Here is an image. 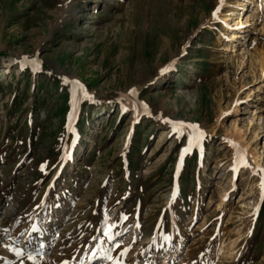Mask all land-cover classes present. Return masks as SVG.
<instances>
[{
  "label": "rangeland",
  "instance_id": "rangeland-1",
  "mask_svg": "<svg viewBox=\"0 0 264 264\" xmlns=\"http://www.w3.org/2000/svg\"><path fill=\"white\" fill-rule=\"evenodd\" d=\"M241 1L0 0V264H110L114 243L264 264V0ZM169 121L205 138L181 155Z\"/></svg>",
  "mask_w": 264,
  "mask_h": 264
},
{
  "label": "snow or ice",
  "instance_id": "snow-or-ice-1",
  "mask_svg": "<svg viewBox=\"0 0 264 264\" xmlns=\"http://www.w3.org/2000/svg\"><path fill=\"white\" fill-rule=\"evenodd\" d=\"M221 3H222V0H218L217 8L212 13V19H216V13L219 11V6ZM31 63L36 67L37 70H39V65L36 60H32ZM166 70H167L166 68H162L160 71L161 73H163ZM65 83H67V81H65ZM80 90H81L82 95L85 97V99H88L87 93L84 92L82 88ZM132 91L134 94V90ZM168 123L171 125V133L175 134L177 139H179L180 136L184 134L185 130H188L187 146L181 150V155L189 151L194 142H199L200 140L205 138V134L194 124H184L183 122H179V121H176V122L169 121ZM227 143H229V145L233 147L234 149H237L236 153L234 154V166L232 170L235 171L237 166L248 167L247 161L245 159V154L242 152V150H239L238 147L231 141H228ZM41 170L43 171V166L41 167ZM258 171L261 173L260 184H259V187L261 190V199H264V169H259ZM173 195H175V188L173 189ZM121 219H127V217H121ZM114 227L115 225H111V226L106 225L103 229L104 237L110 243L115 241L116 236L120 235V233L112 232V228ZM137 227H139V225H137ZM35 230L36 229L33 228V231ZM164 239L167 240L168 237L165 236ZM128 247H130V245ZM128 247L121 248L120 251L117 253V255L114 257L112 255V251L115 248H120L119 243H114L112 246V249L104 251L99 258L107 259L110 262V264H124L123 257L127 254ZM15 254L18 257L25 256V253L21 249H16ZM26 257H27V260L30 262V264H39L38 258H42L39 250L35 252H28L26 254ZM21 264H23V262H21ZM62 264H69V262L63 261Z\"/></svg>",
  "mask_w": 264,
  "mask_h": 264
},
{
  "label": "bare ground",
  "instance_id": "bare-ground-1",
  "mask_svg": "<svg viewBox=\"0 0 264 264\" xmlns=\"http://www.w3.org/2000/svg\"><path fill=\"white\" fill-rule=\"evenodd\" d=\"M243 1H246V0H242V1H241V5H243V3H244ZM230 13L233 14V11H231ZM231 35H232V37H236V35H235L234 33L231 34ZM163 134H164V132H162L161 135H163ZM5 215L7 216V215H10V214L7 213V214H5Z\"/></svg>",
  "mask_w": 264,
  "mask_h": 264
}]
</instances>
